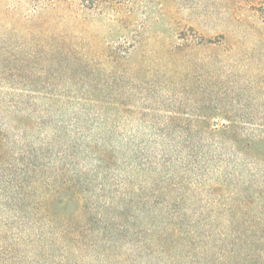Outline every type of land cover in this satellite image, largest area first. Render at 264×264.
I'll return each instance as SVG.
<instances>
[{
  "label": "rangeland",
  "instance_id": "374dc122",
  "mask_svg": "<svg viewBox=\"0 0 264 264\" xmlns=\"http://www.w3.org/2000/svg\"><path fill=\"white\" fill-rule=\"evenodd\" d=\"M88 6L0 0V264H264V0Z\"/></svg>",
  "mask_w": 264,
  "mask_h": 264
},
{
  "label": "trees",
  "instance_id": "16d2710c",
  "mask_svg": "<svg viewBox=\"0 0 264 264\" xmlns=\"http://www.w3.org/2000/svg\"><path fill=\"white\" fill-rule=\"evenodd\" d=\"M52 1V4H53V6L56 8V9H59V8H61V1L62 0H51ZM81 1V3H83V4H87V5H89V6H94V4H95V2L97 1V0H80ZM113 1H122V0H113ZM97 4V3H96ZM88 6V7H89ZM91 8V7H90ZM241 138H242V136L241 135H239L236 131H234V129H233V126H228V127H226L225 128V133L223 134V136H222V140L223 141H225L226 143L228 142V144H231V148H223V150L224 151H226V152H229L228 154H229V156H231V157H233V156H235V155H238L239 154V150H240V148H241V146H245V147H243V148H246V150H250V149H252V142H249V141H245V142H241L240 140H241ZM254 143H255V141H254ZM241 153V152H240ZM62 160H67L68 159V157L67 156H63L62 158H61ZM70 160V159H69ZM63 171H61V173H62ZM61 188H59V186L58 187H56V188H54V189H52L53 191H56V192H64V191H66L65 190V187H66V185L65 184H62L61 183ZM71 190H72V188H71ZM73 191V190H72ZM66 202V201H65ZM61 203H64V201L62 200L61 201Z\"/></svg>",
  "mask_w": 264,
  "mask_h": 264
}]
</instances>
